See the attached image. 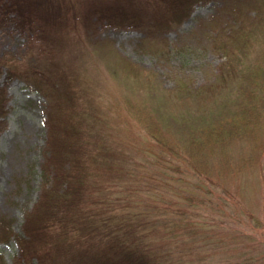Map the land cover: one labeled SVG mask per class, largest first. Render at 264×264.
<instances>
[{
    "label": "rangeland",
    "instance_id": "obj_1",
    "mask_svg": "<svg viewBox=\"0 0 264 264\" xmlns=\"http://www.w3.org/2000/svg\"><path fill=\"white\" fill-rule=\"evenodd\" d=\"M171 1L18 0L22 7L0 12V217H8L15 230L21 231L24 211L32 208L42 190L37 172L53 151L60 169L66 161L86 163L83 200L75 201L67 212L69 221L88 212L101 213L100 208L106 213L122 209L132 213L161 207L160 197L143 190L145 185L132 193L130 187L143 177L126 168L136 154L135 145L144 142L143 126L130 107L146 102L148 70L164 64L163 86L168 88L187 72L195 86L219 81V86L201 89L202 95H210L225 85L224 74L218 70L216 76L215 71L227 49L234 65L238 56L243 62L264 60V0H205L179 9ZM124 6L138 13L140 24L122 27L120 11L114 14L117 25L99 18ZM24 19L25 33L17 26ZM179 52H188L193 61L179 62ZM9 67L28 70L41 89L20 76L9 79ZM176 95L170 97L175 101ZM259 164L234 176L232 185L239 189L240 204L264 220V162ZM60 190L51 193L52 205L46 204L34 216L41 217L43 226L50 224L49 238L60 228L49 216L61 206L65 209ZM211 211L202 208L212 224L204 227L208 231L180 237L178 249L163 236L166 251L160 247L157 253L171 252L179 258L177 264H242L246 257L252 259L249 264H264V227H256L245 215H209ZM97 230L93 234L104 232ZM82 233L72 231L68 240L53 233L61 261L55 257L51 262L83 264L86 243L78 241L85 240L88 232ZM105 236L102 241L99 236L92 239L103 245L109 240ZM42 243L40 249L49 245V239ZM18 252L14 239L0 240V264H14Z\"/></svg>",
    "mask_w": 264,
    "mask_h": 264
},
{
    "label": "trees",
    "instance_id": "obj_2",
    "mask_svg": "<svg viewBox=\"0 0 264 264\" xmlns=\"http://www.w3.org/2000/svg\"><path fill=\"white\" fill-rule=\"evenodd\" d=\"M199 1L205 0H173L171 4L179 9ZM1 3L0 12L23 6L18 0ZM124 10L113 7V17L102 13L99 18L117 25L114 14L120 11L123 17L121 22H125L122 27L140 24L136 11ZM242 10L238 9L235 15L238 12L240 15ZM38 21H41V16ZM26 22L24 19L17 25L23 33ZM228 26L226 24L224 28ZM28 32L32 35L31 31ZM218 48L227 49V45L218 44ZM225 53L226 59L215 71L216 76L218 70L221 76L224 74L222 79L226 80L225 85L210 95H202L201 89L210 85L219 86L220 82L212 80L213 84L209 82L195 86L189 77L192 75L190 72L180 76L173 87H164L162 75L165 68L164 64H160L148 70L145 104L130 107L131 114L145 132L144 142L135 145L136 154L128 159L126 165L131 174L143 177L140 184L130 189L132 193H137L139 187L145 185L143 190L160 197L163 202L161 207L154 205L151 210L149 207L132 213L128 209L106 213L104 208H100L101 213L91 215L92 212H88L86 217L69 221L67 212H70L75 201L81 203L83 200L81 196L88 180L82 173V166L86 163L66 161L60 169L57 153L53 151L37 172L42 190L32 208L24 211L21 231L14 229L8 217H0V240L14 239L18 246L14 264H57L51 262L55 257L58 262L61 261L55 241L51 239L53 233H59L68 240L72 231H81L84 235V232H88L85 240L78 241L86 243L85 255L82 253L83 264H177L179 258L171 252L158 254L160 247L165 250L164 241L167 240L164 237L178 249L180 237L192 238L201 234L202 230L208 231L204 227L212 224L202 208L211 209L209 215L219 212L231 217L245 215L256 227L263 228L264 220L255 214V210L240 204L239 189L232 185V178L264 162V79L260 75L264 60L256 58L243 62L238 56L235 60L238 63L234 65L231 52L227 49ZM178 57L181 63L193 61L188 52H179ZM8 75L11 80L20 76L38 89L42 87L31 80L32 75L28 70L16 71L9 67ZM175 94L179 98L174 101L170 95ZM46 112L51 115L50 110ZM57 189L63 193L60 194V202H64L65 209L61 206L62 210H53L54 213L49 216L56 223L55 226L60 227L49 238L47 230L50 224L43 226L41 217L34 219V216L46 204L52 205L49 198ZM105 201L109 204L108 200ZM116 216L120 219L113 222ZM95 228H98L97 232H104L101 235L93 234ZM105 235L109 240L107 243L104 241L103 245L92 239L99 236V241H102ZM43 239H49V245L40 249ZM154 248H157L156 252ZM152 252H155L154 255ZM77 260L81 258L74 261ZM251 260L246 257L241 262L249 264Z\"/></svg>",
    "mask_w": 264,
    "mask_h": 264
}]
</instances>
